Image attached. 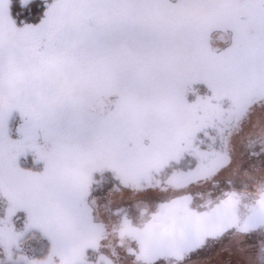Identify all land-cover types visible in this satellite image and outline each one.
I'll use <instances>...</instances> for the list:
<instances>
[{
  "label": "snow or ice",
  "instance_id": "obj_1",
  "mask_svg": "<svg viewBox=\"0 0 264 264\" xmlns=\"http://www.w3.org/2000/svg\"><path fill=\"white\" fill-rule=\"evenodd\" d=\"M0 264H264V0H0Z\"/></svg>",
  "mask_w": 264,
  "mask_h": 264
},
{
  "label": "rangeland",
  "instance_id": "obj_2",
  "mask_svg": "<svg viewBox=\"0 0 264 264\" xmlns=\"http://www.w3.org/2000/svg\"><path fill=\"white\" fill-rule=\"evenodd\" d=\"M228 257H226V256H220V257H216L215 259H217V260H224V259H227Z\"/></svg>",
  "mask_w": 264,
  "mask_h": 264
}]
</instances>
